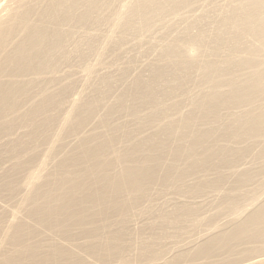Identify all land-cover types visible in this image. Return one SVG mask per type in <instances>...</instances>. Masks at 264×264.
Segmentation results:
<instances>
[{
    "label": "bare ground",
    "instance_id": "1",
    "mask_svg": "<svg viewBox=\"0 0 264 264\" xmlns=\"http://www.w3.org/2000/svg\"><path fill=\"white\" fill-rule=\"evenodd\" d=\"M0 264H264V0H0Z\"/></svg>",
    "mask_w": 264,
    "mask_h": 264
}]
</instances>
